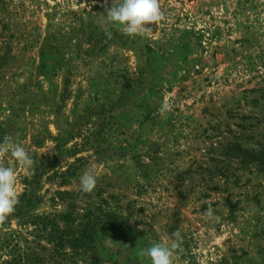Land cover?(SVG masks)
<instances>
[{"label":"rangeland","instance_id":"rangeland-1","mask_svg":"<svg viewBox=\"0 0 264 264\" xmlns=\"http://www.w3.org/2000/svg\"><path fill=\"white\" fill-rule=\"evenodd\" d=\"M104 4L0 0V142L34 161L0 158L27 205L0 264H151L141 251L177 230L175 264H264V0H160L134 37ZM67 213L92 217L90 248L32 223Z\"/></svg>","mask_w":264,"mask_h":264},{"label":"clouds","instance_id":"clouds-1","mask_svg":"<svg viewBox=\"0 0 264 264\" xmlns=\"http://www.w3.org/2000/svg\"><path fill=\"white\" fill-rule=\"evenodd\" d=\"M106 20L114 25L121 26L128 36H144L150 32L148 25L162 20L163 12L160 0H105ZM106 35L111 37L110 33ZM172 111V104L168 98L161 103L158 112L161 116ZM14 161L24 167L30 168L34 161L27 150L20 144L11 142L7 137L0 142V158L9 154ZM97 185V177L92 171H85L80 176V190L82 193H91ZM20 192L17 189V175L14 167L0 163V227L5 225L16 206L19 204ZM206 216L209 219H218L211 208ZM182 242L179 230L172 234L168 241H161L143 249L141 255L147 257L151 264H175L176 253Z\"/></svg>","mask_w":264,"mask_h":264},{"label":"trees","instance_id":"trees-1","mask_svg":"<svg viewBox=\"0 0 264 264\" xmlns=\"http://www.w3.org/2000/svg\"><path fill=\"white\" fill-rule=\"evenodd\" d=\"M31 202L29 199L28 204ZM17 214L21 215L24 213L25 208L27 205H17ZM66 224L67 228H63L59 222L53 220L52 218L48 217H32V223L36 225H40L43 227H51V232L49 235V240L56 242L59 249L65 248L67 245H71L73 248L77 249V251H84L93 244L95 241V226L92 222V217L89 218L84 223L80 225H76V218L73 217V213H67L60 217ZM110 220V216L108 218ZM105 221L104 226L107 227L109 221Z\"/></svg>","mask_w":264,"mask_h":264}]
</instances>
